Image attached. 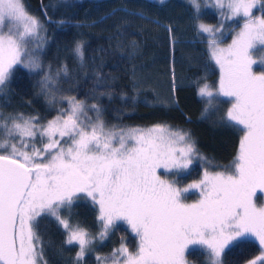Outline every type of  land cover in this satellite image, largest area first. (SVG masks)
Masks as SVG:
<instances>
[{
	"label": "snow or ice",
	"instance_id": "1",
	"mask_svg": "<svg viewBox=\"0 0 264 264\" xmlns=\"http://www.w3.org/2000/svg\"><path fill=\"white\" fill-rule=\"evenodd\" d=\"M188 2L195 30L208 34L207 54L219 69L215 90L207 82H196L197 94L206 101L203 115L221 97L227 98L230 107L223 119L241 133L232 164L178 187V180L162 178L159 170L178 176L191 165L198 150L182 129L156 124L106 130L102 108L74 96H61L68 108L47 123L0 111V264H48L36 231L42 215L55 218L63 228L65 245H78L72 264H82L93 242L104 240L119 221L128 225L138 244L129 251L121 243L111 253L112 264H187L189 245L204 246L208 264H223L226 249L253 238L264 252V70L253 71L254 53L264 51V15L256 16L253 9L257 4L264 9V0H214L223 17L218 26L199 22L200 0ZM129 14L143 18L139 12ZM237 18L242 21L239 31L221 47L225 32L234 31L225 23ZM43 31V23L23 0H0V93L20 65L42 74L41 91L50 103L56 99L57 82L69 69L61 65L53 70L49 64L45 70L39 59L46 43ZM168 31L173 29L169 26ZM73 53L83 63V41L75 42ZM96 77L99 83V72ZM171 102L178 106L175 97ZM194 189L199 199L185 203L184 194ZM81 199L97 208L100 230L95 235L70 222L71 209ZM108 259L96 257L97 264ZM249 264H264V255Z\"/></svg>",
	"mask_w": 264,
	"mask_h": 264
},
{
	"label": "trees",
	"instance_id": "2",
	"mask_svg": "<svg viewBox=\"0 0 264 264\" xmlns=\"http://www.w3.org/2000/svg\"><path fill=\"white\" fill-rule=\"evenodd\" d=\"M200 2L199 22L218 26L223 18L213 6L214 1L210 0L207 6L205 0ZM23 4L43 23L41 35L46 43L39 59L45 70L49 64L53 70L67 65L69 74L59 78L56 85L59 91L50 103L41 91L42 74L16 66L0 93V111L35 116L47 123L61 108L67 109V102L61 101V96H74L102 108L101 119L106 130L114 125L116 130L148 129L156 124L182 129L191 134L198 150L191 165L178 176L159 170L162 178L178 180V187L197 182L205 171H223L232 164L241 133L223 119L230 105L222 98L203 115L206 101L197 94L196 82H205L202 74L210 70L213 76L207 82L213 84L217 69L207 54L208 34H197L188 0H163V3L160 0H23ZM132 12L142 13L143 18L129 14ZM60 20L66 23H57ZM241 22L239 18L235 23L227 21L225 27L232 29ZM169 26L173 29L171 33ZM230 31L225 32L223 40L229 39L225 37ZM77 40L84 42L83 63L73 53ZM172 81L178 89V106L171 102ZM102 92L111 93V97L100 95ZM180 108L193 121H186ZM88 115L95 119L92 112ZM186 195L184 202L194 203L200 193ZM97 214L90 200H77L71 209L70 222H78L95 235L100 230ZM61 215L69 218L67 210H62ZM36 231L48 264H72L78 245H65V231L55 218L37 217ZM121 243L129 251H134L138 244V238L123 221L117 222V227L104 240L93 242L92 251L86 253L82 264H97V256L109 257L106 264H112L111 253ZM261 252L253 238L245 245L226 249L223 264H249ZM185 257L189 264H208L207 252L199 247L188 249Z\"/></svg>",
	"mask_w": 264,
	"mask_h": 264
},
{
	"label": "rangeland",
	"instance_id": "3",
	"mask_svg": "<svg viewBox=\"0 0 264 264\" xmlns=\"http://www.w3.org/2000/svg\"><path fill=\"white\" fill-rule=\"evenodd\" d=\"M214 1V0H213ZM259 7V8H258ZM256 13H254L256 16H261V15H264V9H262L261 8V6L260 5H258L256 8ZM220 17L221 18H223L221 15H220ZM242 23V22H241ZM241 23L239 24V25H237L236 27H234V28H232V29H234V31H230L228 34H227V36L225 37L226 39H228L227 41L226 40H223L224 42H222V46L221 47H227V45L228 44H230L231 43V40H232V38L234 37V35H235V31H239V28H240V25H241ZM264 51H256L255 53H254V55H253V59H256L257 60V64H255V65H253V71H255V72H257V73H259L260 71H262V70H264V64H262L261 63V58L262 57H264V53H263ZM214 62V61H213ZM215 64V63H214ZM216 69H217V75H216V78H215V80H214V83L213 84H209V82H207V79H209V78H211L212 76H213V73L210 71V70H208V71H205V72H203V74H202V77H204V79H206V81L205 82H207L210 86H212V88H213V90H215V87L217 86V81H218V79H219V69H218V66H216ZM173 82L174 81H172L171 83H170V90L172 91V93H173V97H175V99L177 100V92H178V89L176 88V86H175V90H173ZM188 84V83H187ZM186 83H185V85H187ZM169 90V89H168ZM222 99H224V100H227V98H224V97H221ZM205 100V99H204ZM68 105V104H67ZM230 107V106H229ZM228 107V108H229ZM68 108V107H67ZM227 108V109H228ZM180 110V112H181V114H182V116L185 118V120L186 121H189V122H191V121H193V118L191 117V116H189L188 114H187V112H185L183 109H179ZM226 112H227V110H226ZM226 112H225V114H226ZM94 115H95V113H93ZM214 173V172H213ZM203 178V177H202ZM201 178V179H202ZM201 179H199V180H201ZM198 180V181H199ZM197 181V182H198ZM189 184H191V183H189ZM189 184H187V185H189ZM187 185H185L184 187H187ZM199 192V190H190V192H188V193H185V197L187 196L186 194H190V193H198ZM193 247H199V248H202L205 252H207V249L204 247V246H201V245H189V247H188V249H190V248H193ZM187 249V250H188ZM186 250V251H187ZM185 251V252H186ZM262 255H264V252H261V254L259 255V257L258 258H260ZM186 258V257H185ZM258 258H257V260H258ZM186 261H187V264H189V262H188V259L186 258Z\"/></svg>",
	"mask_w": 264,
	"mask_h": 264
}]
</instances>
